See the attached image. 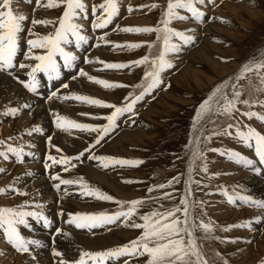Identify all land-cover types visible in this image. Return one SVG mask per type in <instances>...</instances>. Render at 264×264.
I'll use <instances>...</instances> for the list:
<instances>
[{
	"label": "rangeland",
	"instance_id": "obj_1",
	"mask_svg": "<svg viewBox=\"0 0 264 264\" xmlns=\"http://www.w3.org/2000/svg\"><path fill=\"white\" fill-rule=\"evenodd\" d=\"M21 1L23 4L20 0H13L11 6L14 11H18L28 17V20L24 22V26H26L23 35H26V30L32 25L29 22L30 17L36 19H57L63 11L62 7L59 10H50L42 6L33 7L31 4L26 3V1ZM44 2H46V0H44ZM96 2L100 3L102 0H85L88 10H91L92 5L96 4ZM166 2L167 0H118L120 12L114 22L116 21V25H120L121 27L155 26L162 18V11L166 7ZM152 3H159L161 7L159 9L139 7ZM124 5L128 7L131 5L136 10L130 13L125 12ZM198 7L205 12L203 22L191 18L186 10H180L181 14L188 15L189 19L183 21L174 20L170 25L176 30L184 31L186 34L195 36L194 42L189 45H182L181 51L178 54L169 53L167 55L166 58L171 60L173 67L162 73L163 83L149 94H146L143 100L137 102L134 106V115L126 113L124 116L120 117L117 121V126L105 136L99 144L95 143L96 133L89 134L88 132L72 128H69L67 131L62 129L55 130L51 127L49 119L51 116H54V114L58 113L77 122L104 125L107 124V121L102 117L110 114L112 109L72 102L60 98H53L47 102H43L31 94L26 93L24 89L16 83L14 77L19 76L21 79L25 75L21 74L22 70L12 73V75L6 72L0 73V77L11 78L13 84L18 87L19 91L21 90L24 97L27 98L29 96L28 99L30 98L29 100L31 102L37 101V104L34 106L29 105L30 107L24 108L23 105L27 103H21V99L18 100L17 97H12L10 103L5 100L4 96H0V129L10 124V132L0 136V140L5 141L4 144L0 145V149L6 150L8 145H12L13 147H20L25 153L22 163H20V160L13 161L12 158L4 160L0 157V167L6 169L4 173H0V188L7 189L10 182H5V180L8 176H10L13 181V176L18 178L21 173L22 176L24 175L21 169H17V167L33 164L34 166L38 165L39 169L35 170L36 172H30L31 176L38 174L44 178L49 184L48 187L54 194V199L49 201V203H39L34 200L37 187H24L22 191V186H20V184L12 185L13 188L25 193V195H19L10 190L6 191V193L0 194V200H2L0 206L19 207L24 205L26 210H36L35 205L42 204L45 215L52 218L54 221L53 223H55L57 217H59L57 212L59 213L61 209L64 210V216L60 217L65 221L67 220L68 213H97L103 211L111 214L115 211L126 210V207L121 208L113 202L83 197L78 194L75 185L61 186L60 190L51 188V185L58 181H53L50 175L54 171H57L62 178L66 179L83 177L90 185L98 187L104 193L110 194L120 201L144 199L147 203L141 211L146 212L151 208L158 207L160 204H164L166 207L178 205L180 198L186 196L188 193L185 182L189 181L191 178V181H199L200 183L199 185L194 182L189 183L188 187L192 189V194L187 195V198L190 203L193 201H202L203 204H196L190 211L197 222L202 219L204 222L210 220L213 224L211 237H206L200 231H197L195 234L198 250L201 253L202 264H261V262L264 261L262 256L257 260V250L255 249V245L260 241L264 229V220L259 223L253 222L251 228L228 227L251 220L255 216L260 215L262 210L242 203L237 205V202L234 204L230 203L229 206L223 198V196L225 197V193L236 196L251 195L256 199L264 198L263 194L261 195V193L249 183L251 180L257 182L261 181V183H263L264 174H255L252 168H245L241 164L228 159L227 156L220 154L228 149H232L240 152L242 155L245 154L244 156L252 158L256 162L254 150L248 149L235 138V128L229 129V131L233 133L232 136L223 134L212 135L213 132L226 128L230 123L236 124L237 121L240 122V128L243 131H247L246 126H248L264 134V121L256 117L249 120L239 113L234 114L233 119H229L225 115L219 113H207L204 119L197 122L199 105L211 96L216 86L226 80H228V86L224 91L227 94H231L232 86L234 85L242 92L241 99L264 101V84L261 83L260 77L255 72H248L241 75L239 79L229 80L230 77H233L234 74L239 72L241 66L244 65L245 62L250 59L254 61L260 60L264 57V0H211V2L205 0V4L198 5ZM120 15H123V19L120 18V21H117ZM214 17L223 19H214ZM80 23L84 24V34L86 35V32H88L87 30L90 31L89 23L85 22V20H81ZM38 26L39 25H35L32 28H34L36 32L43 30V32L47 31L46 33H48L51 30L50 27L46 26H42L41 30H37ZM114 27L112 26L101 31L102 34L107 31L110 41L116 43L142 42L145 45L151 43L153 46L151 48L144 46L139 49L128 50L114 48L111 44L102 45L90 52V59L95 61L98 57L100 60L107 62H129L142 58L145 55H149L151 59L158 56L163 48L162 40H157V36L154 33H125L122 31H114ZM96 37L98 38L99 35L97 34ZM173 42L179 41L174 37ZM35 51L38 52V50ZM100 67L101 65L96 62L89 63L85 66V71L94 77L103 78L112 82H119L129 87L106 89L97 83L89 81L86 77H77V79L72 80V82L68 84L69 87L67 90L58 92V97L63 96L64 91H69L67 92L68 94L77 93L88 95L117 106H122L125 97H128L130 93L138 95L139 92L142 91V88L137 87V85L145 83L143 79L145 66L135 68L129 67L122 70L98 71L97 69ZM186 70L188 72H186ZM23 72H25V70H23ZM64 72L65 74H71L73 70H64ZM17 104L18 106L20 105V107H18ZM38 104L45 106L44 109L41 108L43 114H47V111H51V114L46 115V123L41 124L37 122V118L34 116V107ZM12 107L18 108L19 111L15 115L5 116L3 113ZM237 107L241 112L251 110L264 115V107L259 103L253 104L251 108L243 104H237ZM81 113H90L91 115H81ZM13 122L15 124H13L14 126L11 125ZM35 127L42 129L43 132L41 135H39L38 132H32L31 135H29V132ZM126 131H128V133L130 132V143H124V152L106 151L105 146L107 147V145L114 144V140ZM44 135H49V137L52 138L57 137L59 141L64 137L65 141L62 139L61 142H59L61 145H56L52 143L51 140L50 145L47 143V140V144H45L46 147L44 148ZM34 136L40 138L41 149H36L30 140ZM72 138L73 140H71ZM80 138H87L85 141L86 143L82 144L83 147L80 149H74V147H72V149L71 145L78 142ZM80 146L77 144V148ZM198 147L203 152L204 157H206L208 167L207 173L201 170L204 160H197L195 164H193V153ZM57 148L60 149L59 152ZM214 148L220 149V152L206 150ZM85 149H88V151L84 153V156L81 157L80 160L73 159L71 161V164H75L76 167H71V164H69L68 167L70 170L64 172V166L56 165L51 168L45 177V172L40 164L43 154L44 157L51 154L59 159L61 156H77V154ZM29 152L33 153V155H26ZM91 152L92 155L102 157L139 159L142 160L143 163L136 167H121L117 165L104 168L101 166L100 162L96 160L85 159V156ZM10 156L11 153H9V157ZM255 166L257 167L256 163ZM80 168L84 169V171L82 169L80 170ZM86 169L100 173L101 176H103V180L90 176ZM75 170H79L80 172L77 171L75 174L73 172ZM174 177H179V182L167 186V181ZM18 180L19 183L23 181L22 183L24 185L27 182L25 179L22 180L21 178H18ZM31 181H34V179ZM161 183L166 184L164 189L156 187ZM65 189L67 190V195L65 194ZM149 189H151V191H149ZM221 191H223V193H221ZM165 192L172 193L174 199L171 201L163 199ZM56 194H59L60 197L58 198ZM16 198L20 199L15 204H7V202ZM208 203H215L214 206L218 204L216 207L221 206V208H224L226 210L224 215L219 216L220 212L216 211V209H214L215 207L212 208V210L208 209ZM48 204L52 206L50 211L45 209L46 206H49ZM212 211L215 212L213 213ZM136 222L140 221L137 219ZM31 223L33 226L23 230V235L29 239H38L42 241V247H31L32 253H26L27 255L14 252L8 244L3 241V244H5L4 247H9V250L14 254L21 255L19 260L22 263L18 260L17 264H36L38 261V254L36 253L42 249L46 252L49 251V264H55V262L57 264L59 258L52 255V243H48V239H52L53 236L51 233L45 232L38 223L33 221H31ZM51 228L50 231L53 229ZM224 228H228V230L223 231ZM62 230L69 235H61L59 238L55 237L57 242L55 245H60L59 243H62V241H65L68 237L70 238L68 240V243L70 242L68 247L62 248L61 251L69 261H73L78 257L79 250L95 252L121 246L137 238L142 231L140 229L124 226L122 220L112 225H105L94 231L76 229L69 224L63 225ZM125 232H131V236L129 235L130 237L127 239L124 238L123 235L127 234ZM75 243L80 246L75 245ZM228 247L230 249H227ZM53 258L56 261H54ZM125 259H128V257H122L117 264H123ZM145 259L146 258H133L132 264H144ZM0 264L2 263L0 262Z\"/></svg>",
	"mask_w": 264,
	"mask_h": 264
},
{
	"label": "snow or ice",
	"instance_id": "obj_2",
	"mask_svg": "<svg viewBox=\"0 0 264 264\" xmlns=\"http://www.w3.org/2000/svg\"><path fill=\"white\" fill-rule=\"evenodd\" d=\"M30 2V0H29ZM211 2V0H209ZM13 0H0V71H4L9 75H12V70L15 67L26 71L27 80L21 81L19 76L14 77L18 82L32 93H36L39 81L37 80V73H42L47 77L49 81L59 80L61 76V65L57 61V57L63 62L64 69H72L76 66L75 62L78 60V56L73 51L66 50V46L73 45L76 49H80L84 45L89 44V37L84 34V24L80 23L81 20H88V6L85 0H36L38 7H44L50 10H59L63 8L62 14L57 19L50 18H33L31 20L32 25H42L50 27L51 30L46 34H41L35 31L34 28H28L27 33L33 37L26 41L27 50L23 52L26 60H34L36 63L29 64L21 62L18 65L15 64L18 52L21 50L20 42L25 32L24 22L28 20V17L18 11H14L12 8ZM205 0H167L166 7L162 11V18L155 26H123L116 25L114 31H122L125 33H154L157 36V40H162L163 48L155 58H151L149 55H145L142 58L129 62H107L100 60L98 57L93 61L88 56L84 57L85 63L96 62L101 65L98 71L103 70H122L129 67L145 66L144 71V84L137 85L142 88V91L138 95L129 94L125 97L122 106L108 103L99 98L91 97L88 95L71 93L58 97L59 90L52 91L49 99L60 98L63 100H73L78 103L88 104L98 107H106L112 109L111 113L102 117L107 121L104 125H93L89 123H81L72 120L64 115L58 113L54 114V124L57 129L67 131L69 128L77 129L89 134L96 133L95 143L99 144L105 136H107L116 126L120 117L126 113H134V106L138 101L144 99L146 94H149L152 90L156 89L161 83L162 73L173 67L171 60L167 59L169 53L178 54L181 51L182 45H189L194 42L195 36L186 34L184 31L176 30L170 25L174 20H187L188 15L181 14L180 10H186L190 14L191 18L197 21L203 22L205 18V12L198 7V5H204ZM140 8L148 7L149 9H159L161 5L159 3H152L150 5H141ZM134 9L131 5L128 7V11L132 12ZM120 12V6L118 0H102V2L93 4L91 7V27L93 30H105L114 23V20L118 17ZM214 19H223L220 17H214ZM162 25V27H161ZM177 38L179 42H173V38ZM111 44L114 48L119 49H139L147 46L151 48L153 45L148 43L145 45L142 42H127L116 43L108 39V33L105 31L97 38V43L92 47H100L102 45ZM35 50H41L36 52ZM30 69V70H29ZM248 72H255L264 84V57L260 60H252L245 62L241 66V69L229 80L239 79L241 75ZM86 77L89 81L95 82L106 89H112L117 87H129L119 82L108 81L103 78H98L89 75L83 69H79L76 76ZM228 86V80L222 82L216 86L211 96L203 103L199 105L197 112V122L205 118L207 113H219L225 115L229 119L234 118V114L239 113L242 116L247 117L249 120L253 117L259 118L264 121V115L255 111L241 112L237 107V104H243L252 107L253 104L259 103L264 107V101H249L248 99H241L242 92L238 90L234 85L232 86L231 94H227L224 89ZM64 89L69 87L68 84L61 86ZM24 108L30 107L29 105H23ZM19 111L18 108L12 107L7 109L3 114L5 116L15 115ZM81 115H91L90 113H81ZM247 127V131H243L240 128V122L236 124H228L226 128L220 131L213 132L212 135H227L232 136L233 133L229 129L235 128V138L239 140L245 147L250 150H254L255 156L258 157L259 165H264V134H261L254 128ZM39 127L33 128L32 132H41ZM52 137H48V143L51 145ZM4 140H0V145L4 144ZM215 152H220V149H206ZM59 152L60 149L57 148ZM88 151L85 149L75 157L61 156L59 159L51 154H48L46 159L51 163H46L45 168L51 169L56 165H62L63 171L68 172V167L73 159L80 160L84 156V153ZM9 153L13 154L17 160H21L23 150L12 145H8L5 151H0V157L4 160L9 159ZM221 155L227 156L228 159L241 164L245 168H252L255 174H262V169L255 166V161L252 158L242 155L232 149H228L225 152H221ZM26 155L32 156L33 153L29 152ZM88 159L96 160L100 162L104 168L114 166H130L136 167L143 163L139 159H124L115 157H102L97 155L89 156ZM197 160H204L201 166V170L204 173L208 172L206 157L198 147L193 153V164ZM71 167H76L75 164H71ZM6 169L0 167V173H4ZM31 175V173H29ZM53 181H58L54 184L57 190L61 189V186L75 185L77 187L78 194L83 197H91L100 201L113 202L126 210L115 211L114 213L97 212V213H68L65 223L74 226L76 229L89 230L100 228L105 225L115 224L117 221L122 220L124 226L134 229H140L141 234L125 243L121 246H116L111 249L100 251H88L79 250L78 257L69 261L65 258L64 253L59 251L56 247L55 237L68 236L69 234L63 232L60 227L55 229L52 234L51 240L52 248L51 252L54 257H58L57 264H117L122 257H128L123 261V264H132L133 258H146L144 264H202L201 253L198 250L196 243V232H202L206 237H211L213 232V224L209 220L204 222L202 219L197 222L192 212L190 211L196 204H203L202 201L189 202L187 195L192 194V189L188 187L190 182H194L199 185V181H186V188L188 193L186 196H182L179 200V204L166 207L164 204H160L158 207L149 209L146 212L141 210L147 203L144 199H133L131 201H120L115 199L110 194H106L98 187L90 185L83 177L75 179L62 178L59 173L51 176ZM130 182V181H126ZM179 182V177H174L167 181V186H171L174 183ZM156 187L164 189L166 184L161 183ZM13 191L19 195H25V193L13 188L9 185L6 188H0V194L6 193V191ZM151 191V189H149ZM67 195V190L65 189ZM225 195L228 198L229 203H240L248 206L255 207L262 210L260 215L255 216L253 219L245 221L241 224L230 225L231 227H248L251 228L252 223H259L264 220V198L256 199L251 195H238L230 196L227 193ZM163 199L173 200L172 193L165 192ZM36 210H26L24 205L19 207L14 206H0V231H2L3 237L6 242L12 246L19 253H30L31 247H42V243L38 239H29L23 235V230L32 227L31 221L37 223L42 222L44 228H51L53 220L45 215L42 204L35 205ZM61 217L64 216V212L61 211L57 214ZM137 219L140 222H136ZM228 228H224L223 231H227ZM264 264V261L261 262Z\"/></svg>",
	"mask_w": 264,
	"mask_h": 264
},
{
	"label": "bare ground",
	"instance_id": "obj_3",
	"mask_svg": "<svg viewBox=\"0 0 264 264\" xmlns=\"http://www.w3.org/2000/svg\"><path fill=\"white\" fill-rule=\"evenodd\" d=\"M214 1H216V0H214ZM198 54H199V52H198ZM118 58V57H117ZM119 58H121V57H119ZM202 58V57H201ZM186 72H188L187 70H186ZM181 73V72H180ZM190 74V73H189ZM185 75V74H184ZM194 75V74H193ZM2 76V75H1ZM6 76V75H5ZM135 77V76H134ZM194 77V76H193ZM175 78H177V77H175ZM186 78V77H185ZM173 79H174V77H173ZM178 79V78H177ZM190 79V78H189ZM194 79V78H193ZM176 80V79H175ZM181 80H183V79H181ZM194 81V80H193ZM177 82V81H176ZM175 82V83H176ZM178 83V82H177ZM185 84V83H184ZM179 85V84H178ZM187 85H188V83H187ZM197 85V84H196ZM198 87V86H197ZM200 88V87H199ZM94 89H95V87H94ZM93 89V90H94ZM193 89V88H192ZM196 90V89H195ZM94 91H96V90H94ZM91 92V91H90ZM101 92V91H100ZM7 93H9V94H7ZM103 93V92H102ZM14 95H17V96H14ZM0 96H4V98H5V100L6 101H8V102H10L11 103V98L13 97H17V99L19 100V99H21L22 101H21V103H27L28 105H30V106H34L35 104H37V101L36 102H31L29 99H28V97L26 98V97H24L23 95H22V92H21V90L19 91L18 90V87L16 86V85H14L13 84V82H12V79L10 78V79H8V78H6V77H0ZM3 98V99H4ZM4 100V101H5ZM13 100H15V99H13ZM12 100V101H13ZM163 100V99H162ZM3 101V102H4ZM17 101V100H16ZM161 101V100H160ZM164 102H166V101H164ZM13 103V102H12ZM16 103V102H15ZM19 103V102H18ZM38 103H40V102H38ZM162 104V103H161ZM164 104V103H163ZM5 106V105H4ZM11 106V105H10ZM13 106V105H12ZM17 106H18V104H17ZM167 106V105H166ZM18 107H20V105L18 106ZM22 107V106H21ZM35 109H34V111H33V113H34V116L37 118L36 120H37V122H40L41 124H43V123H46L47 122V118H46V113H44L43 114V112H42V110H41V108L42 109H44L45 108V106H43L42 104H38V105H36L35 107H34ZM46 110H47V108H46ZM45 112V111H44ZM32 115V114H31ZM147 115V114H146ZM27 117V116H26ZM163 117V116H162ZM32 118H33V116H32ZM16 120V119H15ZM15 120H12V121H15ZM27 120H28V118H27ZM27 120H25V121H27ZM30 120H32V119H30ZM20 121H22V120H20ZM24 121V122H25ZM9 122V121H8ZM32 122V121H31ZM19 123V122H18ZM27 123H29V122H27ZM33 123V122H32ZM31 123V124H32ZM14 124V122L11 124L12 126H14L13 125ZM21 124V123H20ZM23 124V123H22ZM160 127H162V126H160ZM15 128V127H14ZM17 128H19V127H17ZM16 129V128H15ZM1 131H0V136H2L3 134L4 135H6L7 133H9L10 132V124L8 125V126H6L5 128H2V129H0ZM162 130V129H161ZM161 132V131H160ZM134 134V133H133ZM159 134V133H158ZM57 135H59V134H57ZM33 136V135H32ZM143 136V135H142ZM59 137V136H58ZM79 137H81V136H79ZM85 137V136H84ZM61 138V137H60ZM75 138V137H74ZM132 138V137H131ZM30 139V138H29ZM39 139L40 138H38V136L36 137V136H34V137H32L30 140L32 141V143H33V145H34V147H36V149H41L42 148V146H41V144H40V142L41 141H39ZM59 138H57V137H53L52 138V143H54V144H56V145H61L59 142H61V140L63 139H65L64 137L59 141L58 140ZM76 139V138H75ZM138 140L140 139V138H137ZM71 140H73V138L71 139ZM87 140V138L86 139H82V138H80V140H78V142H73L74 144H72L71 145V148L72 147H74V149H80V148H82L83 147V145L82 144H85L86 141ZM141 140V139H140ZM65 141V140H64ZM115 143L114 144H112V145H107V147L105 146V148H106V151H114V152H124V149H123V145H124V143H130V132L128 133V131H126L125 133H122L121 135H119L115 140ZM113 141V142H114ZM63 142V141H62ZM66 142H67V140H66ZM65 142V143H66ZM70 142V141H69ZM132 143V142H131ZM142 143H143V141H142ZM141 143V144H142ZM44 144V143H43ZM67 144H68V142H67ZM77 144L80 146V145H82V146H80V147H78L77 148ZM127 144V145H128ZM143 145H145V144H143ZM63 146H64V144H63ZM70 148V147H69ZM73 149V148H72ZM71 151H73V150H71ZM104 151H105V149H104ZM102 152H103V150H102ZM26 160V159H25ZM84 166V165H83ZM17 169H21V171L24 173V175L22 176V173L20 174V177H18V178H21L22 180L23 179H25L27 182H26V184L24 185L22 182L21 183H19V180H18V178H16V176H13V181L11 180V177L10 176H8L7 178H6V180H5V182L7 181V182H10L9 183V185H19L20 184V186H22V191L24 190V187L25 188H29V187H32V186H35V187H37V191H36V193H35V197H34V200L35 201H37V202H48L49 203V201H51L52 199H54V197H53V192L50 190V188L48 187V183L44 180V178H42L40 175H33V176H31V175H29V173L30 172H32V171H35V170H38L39 168H38V165H36V166H34L33 164H27V165H22V166H19V167H17ZM82 168H80V170H81ZM83 171H84V169H82ZM77 171H79V170H75V171H73L75 174L77 173ZM86 171L89 173V175L90 176H92V177H96L97 179H99V180H103L102 178H103V176H101V174L100 173H97V172H95L94 170L93 171H91L90 169H86ZM36 172V171H35ZM80 172V171H79ZM95 173H97V174H95ZM87 175V174H86ZM34 177V178H33ZM36 177V178H35ZM66 177V176H65ZM34 179V181H31V180H33ZM106 178V177H105ZM30 183V184H29ZM105 183H107V182H105ZM134 183V182H133ZM249 183H250V185H252L255 189H257V191H259L260 193H261V195L263 194V196H264V182L263 183H261V181L259 182H257V181H255V180H251V181H249ZM2 185V184H1ZM103 185V184H102ZM3 186V185H2ZM108 186H109V184H108ZM130 186V185H129ZM1 187V186H0ZM110 187V186H109ZM65 188V187H64ZM69 191V190H68ZM120 192V191H119ZM124 192V191H123ZM56 193V192H55ZM60 193H62V192H60ZM208 195V194H207ZM60 197V196H59ZM128 197V196H127ZM162 198V197H161ZM214 198V197H213ZM20 198H16V199H13V200H11V201H9V202H7V204L9 205V203H11V204H15L18 200H19ZM0 202H2V200H0ZM208 202V201H207ZM54 203V202H53ZM64 203V202H63ZM66 203V202H65ZM60 204V203H59ZM214 204L215 203H208L207 204V208L208 209H211L212 210V208H214V209H216V211H218V212H220V215L219 216H223L224 215V212L226 211L224 208H221V206H218V207H216V206H214ZM49 205V204H48ZM53 205V204H52ZM69 205V204H68ZM61 207H62V205H61ZM65 207H66V205H65ZM52 208V206L51 205H49V206H46V210L47 211H50V209ZM64 208V207H63ZM68 208V207H67ZM69 209V208H68ZM67 209V210H68ZM54 210V209H53ZM64 211V210H63ZM70 211V210H69ZM52 212V211H51ZM213 212V211H212ZM215 212V211H214ZM213 212V213H214ZM241 212V211H240ZM243 212V211H242ZM229 213H230V211H229ZM55 215V214H54ZM56 216V215H55ZM66 216V215H65ZM216 216V215H215ZM225 217V216H224ZM65 218V217H64ZM227 218V217H226ZM221 221V220H220ZM125 233H127V234H123L124 235V238H129L130 236H131V232H125ZM130 235V236H129ZM231 235H232V233H231ZM58 238H59V236H58ZM77 238V237H76ZM40 239V238H39ZM70 238L68 237L65 241H62V243H59L60 245H55V247L59 250V251H62V248H66V247H68V245L70 244V242L68 243V240H69ZM5 239H4V237H3V234H2V231H0V262L2 263V264H14V263H18V260L20 259V257H21V255L19 256V255H17V254H14L12 251H10L9 249V247L7 248V247H4L5 246V244H3V241H4ZM51 238H49L48 239V243H50L51 244ZM42 242V241H41ZM43 243H44V241H43ZM46 243V242H45ZM56 244H57V242H56ZM75 245H79V244H77V243H75ZM51 246V245H50ZM80 246V245H79ZM233 246V245H232ZM229 247H230V245H229ZM227 248V249H230V248ZM51 248H52V246H51ZM70 248V247H69ZM219 248V247H218ZM236 248V247H235ZM38 249V248H37ZM255 249L257 250V254H256V257H257V260L259 259V257L261 258V256H262V259L264 260V229H263V231H262V234H261V238H260V241L255 245ZM261 249V250H260ZM34 250V249H33ZM36 251V250H35ZM231 251V250H230ZM68 252V251H67ZM246 252V251H245ZM244 252V253H245ZM255 252V251H254ZM234 253V252H233ZM36 254H38V261H37V263L36 264H49V257H48V254H49V251H45L44 249H42V250H40V251H38ZM240 254V253H239ZM238 254V255H239ZM254 254V253H253ZM27 255V254H26ZM233 256H234V254H233ZM255 257V258H256ZM24 259V258H23ZM54 259V258H53ZM58 259V258H57ZM233 259V258H232ZM249 260V259H248ZM19 262H21L20 260H19ZM22 263V262H21ZM55 264H56V262H55Z\"/></svg>",
	"mask_w": 264,
	"mask_h": 264
},
{
	"label": "crops",
	"instance_id": "obj_4",
	"mask_svg": "<svg viewBox=\"0 0 264 264\" xmlns=\"http://www.w3.org/2000/svg\"><path fill=\"white\" fill-rule=\"evenodd\" d=\"M34 17H35V15H34ZM33 19V18H32ZM34 25H31L30 26V28H32ZM41 28H42V25H39L38 26V28H37V30H41ZM49 30V29H48ZM36 31V30H35ZM47 31H45V32H43V30L42 31H39L38 33H46ZM132 41H135V40H132ZM39 51V50H38ZM39 53V52H38ZM24 63H29V64H35V61L34 60H24L23 61ZM245 155V154H244ZM263 170V169H262ZM262 174H264V170H263V172H262Z\"/></svg>",
	"mask_w": 264,
	"mask_h": 264
}]
</instances>
